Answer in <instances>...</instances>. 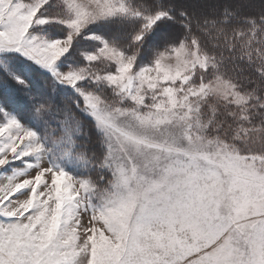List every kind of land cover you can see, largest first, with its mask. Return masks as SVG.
Masks as SVG:
<instances>
[{"label":"snow or ice","instance_id":"1","mask_svg":"<svg viewBox=\"0 0 264 264\" xmlns=\"http://www.w3.org/2000/svg\"><path fill=\"white\" fill-rule=\"evenodd\" d=\"M0 264H264V0H0Z\"/></svg>","mask_w":264,"mask_h":264}]
</instances>
